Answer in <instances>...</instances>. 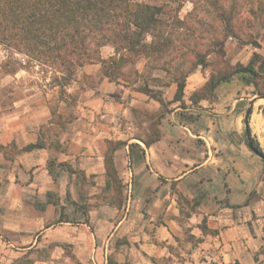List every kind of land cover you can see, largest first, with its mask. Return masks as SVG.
<instances>
[{"label":"crops","instance_id":"0c3cea01","mask_svg":"<svg viewBox=\"0 0 264 264\" xmlns=\"http://www.w3.org/2000/svg\"><path fill=\"white\" fill-rule=\"evenodd\" d=\"M196 69L181 101H174L175 83L153 87L166 107L122 81L100 78L94 64L80 73L99 79L77 87L78 96L60 97L54 106L34 93L14 100L0 120V146L20 150L40 142L43 148L8 152L12 159L0 153L1 180L13 170L4 182L32 199L19 194L14 225L0 211V232L24 231L30 216L46 230L60 205L81 219L58 222L79 225L104 263L115 251L120 263L264 264V161L248 149L243 123V94L253 89L234 77L192 104L189 97L209 78ZM256 122L257 130L249 122L251 137L264 152V115ZM80 183L96 206L87 204L86 212L79 206Z\"/></svg>","mask_w":264,"mask_h":264},{"label":"trees","instance_id":"16d2710c","mask_svg":"<svg viewBox=\"0 0 264 264\" xmlns=\"http://www.w3.org/2000/svg\"><path fill=\"white\" fill-rule=\"evenodd\" d=\"M185 1L193 4V13L201 9L211 16L209 24L198 21L200 25H208L206 44L199 41L202 39L176 35L185 21L177 17L166 19L161 6L130 0H0V45L13 55L25 57V63L14 59L12 63L4 64L10 66L4 68L5 72L16 73L29 64L51 66L60 73V76H53L52 82L54 87H58L59 97L63 98L71 97L67 88L78 69L99 64L101 77L119 84L122 81L124 87H131L166 107L161 90L154 89V86L165 87L170 82L175 83L174 101H181L188 75L198 66L206 69L210 65L207 61L210 54L223 56L227 39L253 48L260 46L248 29L250 18L264 16V0ZM105 46H110L113 54L104 59L100 56V49ZM174 52L188 68L173 71L166 67L175 60ZM141 57L147 61L145 69L141 73L135 71L134 79L129 81L132 76L124 75L122 68ZM146 69L164 71L168 80L164 82L146 75ZM234 77H238L245 86H251L253 95L264 93V57L253 52L245 65L226 64L225 68L212 71L201 89L191 94L190 102L197 104L208 100L219 85ZM76 94L79 95V91ZM243 123L247 138L264 157L258 141L251 137L249 119ZM37 148H43V144L37 142L20 150L11 144L7 148L0 146V153L6 159H12L8 152L19 154ZM69 172L84 180L79 171ZM77 194L85 202L87 196L81 183ZM81 208L86 212L85 205ZM200 229L204 234L208 232L203 222ZM7 233L3 232L5 237ZM3 241H8V238H3Z\"/></svg>","mask_w":264,"mask_h":264},{"label":"rangeland","instance_id":"374dc122","mask_svg":"<svg viewBox=\"0 0 264 264\" xmlns=\"http://www.w3.org/2000/svg\"><path fill=\"white\" fill-rule=\"evenodd\" d=\"M133 3H146L150 5L161 6L164 9L166 19H173L174 17L184 20L185 24L182 26V29L178 30L176 35H179L181 38H198L200 42L206 44L207 26L198 23L203 22L204 24H209L211 21V16L205 14L203 10H198L196 13H193V4L185 0H130ZM189 13H191L189 15ZM246 16V15H245ZM249 19V17L247 16ZM251 24L249 27L250 33L259 43V48H253L252 46L240 45L234 39H227L223 47L224 55L220 56L218 54H210L207 57L209 66L206 69H202L200 66L196 70H201L204 74H207L208 77L212 71H217L219 69L225 68L226 64L234 65L236 63L247 64L249 59L252 56L253 52L260 54L264 57V16L257 18L249 19ZM103 50V54H101ZM110 54H113V49L110 46H105V48L100 49V56L102 58L109 57ZM173 58L175 60L171 61V66H166L175 71L176 69L185 70L188 68L187 64H182L181 60L178 58V53H173ZM25 59L24 56H15L10 50H8L3 45H0V120L3 117L11 113L12 103L14 100L26 96L29 93L37 94L39 97H45L47 100L52 102L54 106L58 100L59 93L58 87L53 86L52 78L53 76H60L59 72H55L51 66H32L31 64L23 66L24 69L18 70L16 73H6L4 68H9L10 66H3L4 64L12 63L14 59L21 61L20 59ZM146 60L144 58H137L134 60V63L131 65L124 66L122 72L124 75L132 76L130 80L134 78V72L142 67L145 69ZM91 65V64H90ZM84 65V66H90ZM100 66L99 64H94ZM183 65V66H179ZM83 66V67H84ZM12 67V66H11ZM82 68V67H81ZM80 68V69H81ZM78 69L75 73L74 80L71 82L70 86L67 88V94L78 96L76 88H79V91L83 90L86 86H92L98 81V76H87L82 75ZM195 71V70H194ZM146 75H150L153 78H160L164 82L168 80L167 75L164 71L158 70H149L146 69L144 72ZM101 75V73H100ZM101 78V76H99ZM76 91V92H75ZM256 95V94H255ZM255 95L251 92H246L243 94L244 98V112L248 106L250 100H254ZM264 107V100H256L251 111L250 121L251 126L257 130L256 116L257 114H263L262 108ZM64 108V107H63ZM60 111L62 106L58 108ZM252 116V121H251ZM73 118V113H72ZM71 120V119H70ZM72 121V120H71ZM70 121V122H71ZM262 145H264V140ZM1 172V171H0ZM13 176V170L6 171L4 179L1 180L0 177V211L3 215L8 214L7 217H4V221L8 225L13 224L12 210L17 208L18 205H21L19 202V194L23 195L28 201H32L29 198V195L26 191L15 190V185H8L4 182L7 177ZM24 184V183H21ZM83 193L87 196L88 191ZM71 200V199H70ZM89 206L96 207L91 202H88V196L84 201L79 199V206ZM70 205V202H69ZM71 206V205H70ZM73 207V206H71ZM75 207V206H74ZM91 209V208H90ZM66 213V214H64ZM15 215V214H14ZM48 216H46L47 218ZM65 217L70 220L81 219V215L70 213V207H61L56 205L52 208V213L50 214V220L55 222L52 227L47 228L46 230H41L42 225L41 219H34L31 216L25 218L24 231H19L18 233H9L5 235L3 231L0 232V264H136L130 262H117L115 251L110 253L111 259L106 263L102 262L101 259H96L93 256L94 247L87 243L83 239L86 236H83L79 233V225H71L70 223H59V219H64ZM14 218H18L14 216ZM66 218V219H67ZM3 238L9 241H3ZM80 240V242H79ZM123 240L121 241V243ZM123 251V249H121ZM120 252L122 253V251ZM119 249L116 248V253ZM109 254V253H108ZM143 264V263H140ZM161 264H170L169 262H163ZM187 264V263H186Z\"/></svg>","mask_w":264,"mask_h":264},{"label":"water","instance_id":"95a60500","mask_svg":"<svg viewBox=\"0 0 264 264\" xmlns=\"http://www.w3.org/2000/svg\"><path fill=\"white\" fill-rule=\"evenodd\" d=\"M256 100H264V93H257L255 95V98L254 100H250L248 102V106L244 112V116H243V120L245 122L248 121L249 119V116L251 115V111H252V107L255 103ZM246 144H247V147L248 149L257 157H259L260 159L264 160V157L262 155L261 152L258 151V149L253 145V143L251 142V140L249 138L246 139Z\"/></svg>","mask_w":264,"mask_h":264},{"label":"built area","instance_id":"2783aa9c","mask_svg":"<svg viewBox=\"0 0 264 264\" xmlns=\"http://www.w3.org/2000/svg\"><path fill=\"white\" fill-rule=\"evenodd\" d=\"M14 55H15V56H21V55H19V54H14ZM20 60H21L22 63H25L23 58H21ZM116 127H117V129H119V130H120V129H123V125L121 124V122H117V123H116Z\"/></svg>","mask_w":264,"mask_h":264}]
</instances>
